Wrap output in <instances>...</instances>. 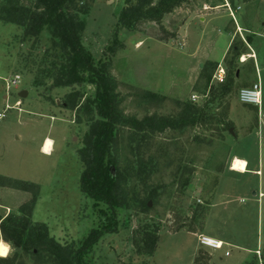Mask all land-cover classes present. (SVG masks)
<instances>
[{
    "label": "rangeland",
    "instance_id": "1",
    "mask_svg": "<svg viewBox=\"0 0 264 264\" xmlns=\"http://www.w3.org/2000/svg\"><path fill=\"white\" fill-rule=\"evenodd\" d=\"M125 1L74 0L76 8L87 11L80 14L85 23L82 42L96 62L106 65L118 111L138 120L153 115L179 120L190 105L196 108L195 121L162 132L118 126L112 157L126 174L123 187L130 207L118 210L115 231L91 246L90 264H205L198 261L200 232L226 239L221 249L211 251L210 262L262 264L264 206L256 207L255 186L259 176L248 175L251 189L216 185L215 206L203 199L202 211H195L196 200L214 183L216 168L236 142L230 127L238 138L251 141L252 162L260 153L264 184V135L255 132L256 108L237 99L240 88L258 80L264 110V0H182L159 20L137 21L130 30L116 23ZM20 2L30 5L31 0ZM234 20L249 29L234 28ZM249 40L257 53L255 63L247 56ZM54 53L45 29L26 36L21 26L0 21V110L10 106L0 120V215L9 213L6 206L24 215L22 224L31 236L27 248L15 247L6 240L9 228L0 229V256L13 264H65L35 241L40 228L65 251H73L91 229L104 225L98 206L79 189L78 149L88 123L97 118L94 108L88 113L81 105L93 99L94 86L75 85L78 105L63 106L71 87L52 86L47 71ZM218 65L221 80L215 77ZM15 73L20 82L6 89L4 80ZM20 91L26 92L22 98ZM44 136L54 144L47 154L39 149ZM232 168L245 171V161L233 159ZM12 179L22 182L15 186ZM223 198L229 200L226 207L218 203ZM153 231L156 245L148 253L143 237Z\"/></svg>",
    "mask_w": 264,
    "mask_h": 264
},
{
    "label": "trees",
    "instance_id": "2",
    "mask_svg": "<svg viewBox=\"0 0 264 264\" xmlns=\"http://www.w3.org/2000/svg\"><path fill=\"white\" fill-rule=\"evenodd\" d=\"M181 1L157 0L153 3V0H126L125 6L117 15V26L119 29L130 30L137 21H157L164 12L170 11ZM86 12V9L76 8L74 0H31L30 5H25L20 0H4L0 4L1 22L21 26L26 36H37L44 29L49 34L57 54L51 55L49 65L51 71H47V76L53 79L52 86L71 87V91L63 98L62 103L65 107L74 109L79 103V92L73 89L75 85L87 83L94 86L93 99H87L81 105L88 113L94 108L97 118L88 123L82 138V146L78 149L82 166L79 189L93 200L94 206H98L96 210L103 218L104 225L91 229L73 251H65V248L53 237L48 236L44 229L40 228L35 235V241L44 245V252L59 258L60 261L63 259L65 264H90L88 258L91 246L102 235L114 232L118 210L130 207L123 187L127 179L126 174L116 166L112 157L118 126H127L137 131L162 132L166 128L194 123L196 112V108L186 106V114L179 120L154 115L138 120L122 115L117 108V93L106 65L96 62L82 42L85 23L80 14ZM114 36L113 42L116 44V32ZM12 180L15 186L16 182H22ZM23 221L24 215L17 213L9 212L4 217L0 215V229L4 231L8 227L9 234L6 240L15 247L27 248L31 236L26 231L24 223L22 224ZM144 235L146 252L152 253L157 234L153 231ZM0 260L13 264L7 257Z\"/></svg>",
    "mask_w": 264,
    "mask_h": 264
},
{
    "label": "crops",
    "instance_id": "3",
    "mask_svg": "<svg viewBox=\"0 0 264 264\" xmlns=\"http://www.w3.org/2000/svg\"><path fill=\"white\" fill-rule=\"evenodd\" d=\"M223 1H225V2H227L228 3V1L227 0H223ZM233 15V14H232ZM230 16V15H229ZM234 18V17H233ZM199 20L200 21H204L205 20V17H199ZM233 23H234V28H238V29H240V28H242L243 30L244 29H249V28H247V26H244V27H242L239 23H237L236 22V20H234L233 21ZM246 24V23H245ZM234 31H235V29L233 30V33H232V35H231V37L233 36V34H234ZM259 37V36H258ZM250 41L251 40H249V43H248V45H249V49L251 50V53L250 54H248L247 56H249L248 58H253V60H254V63H255V59L256 60H258V57H257V53H255V51H253L252 49H251V44H250ZM245 60H247L246 59V56H245ZM258 62V61H257ZM255 65V64H254ZM254 82V81H253ZM252 82V83H253ZM249 85H251V84H249ZM62 105L63 106H65L64 105V103H62ZM262 105H263V101H262ZM234 137H233V139L236 141V142H234L233 144H231L230 146H229V151H228V153L226 152V155L225 156H223V158H222V161H221V163H220V165L218 166V168H216V170H215V174H217V173H219L218 175H215L214 176V178H215V181H214V183L212 184V185H210V187L209 188H205L204 189V191L202 192V196H201V200H200V202L202 201L203 202V199H205L204 200V202H206V205L207 206H215V204L216 203H213L214 202V200H213V198H214V193L216 192V185H223V187H224V189L226 188H228V189H231V186L233 185V186H235L236 187V189L237 190H244V189H251L252 187H254V185H252V183H251V179L249 178V174H255L256 176H259L258 177V180H257V185H255L256 187H257V189H258V196H257V198H256V207H258V208H263V206L264 205H262V206H260V198L261 197H263L264 196V184H263V181H262V179H261V171H260V166H261V156H260V153H259V155H258V158H257V161H256V163H254V162H252L251 160H250V154H251V147H250V144H251V141L249 142V141H247L246 139H245V137H242V138H238V134L235 132L234 133V135H233ZM46 138H49V139H51L50 137H48V136H44L43 138H42V142L40 143V151H41V148H42V146H43V144H44V142H45V139ZM52 140V139H51ZM223 141H225V139H224V137H223ZM52 142H53V140H52ZM53 143H52V147H53ZM52 147H51V149H52ZM42 152V151H41ZM42 153H44V152H42ZM45 154H47V153H45ZM235 158H240V159H242L243 161H245V168H244V170L245 171H241V170H233L232 168H231V163L233 162V159H235ZM216 171H219V172H216ZM233 182H235V185L233 184ZM216 188V189H215ZM214 192V193H213ZM251 194H252V196H255L256 195V192H255V190H253L252 192H251ZM228 198V197H227ZM254 202V201H253ZM218 203H220V204H222V205H224L225 207L228 205V203H229V200L228 199H225V198H223L220 202H218ZM196 204H198V207H197V210L195 211V213L197 214V213H199V211L201 212L202 211V208H200L199 206V204L200 203H196ZM1 207H3L2 206V204H0V208ZM6 209L10 212V210H9V207H7L6 206ZM8 213H6V214H3L2 216L4 217V216H6ZM198 234H204V235H206L205 233H203V232H200V233H198ZM198 234H196V237H197V235ZM211 237H213V236H211ZM213 238H216V239H218V240H220V241H222L223 243H224V245L227 243V242H225L226 241V239L225 238H223V237H220V236H214ZM223 245V246H224ZM211 251H215V249H209V248H206V247H202V246H197V252H198V255H199V257H200V260H198L199 262L201 261V262H204L205 264H214L213 262H210L209 260H207V259H209L210 257H211ZM225 253V252H224ZM0 258L2 259V258H6V256H4V257H1L0 256ZM197 258V257H196ZM198 261H196V262H198ZM3 261L2 260H0V263H2Z\"/></svg>",
    "mask_w": 264,
    "mask_h": 264
},
{
    "label": "built area",
    "instance_id": "4",
    "mask_svg": "<svg viewBox=\"0 0 264 264\" xmlns=\"http://www.w3.org/2000/svg\"><path fill=\"white\" fill-rule=\"evenodd\" d=\"M222 74H223V68L218 65L217 72L215 74L216 79L221 80ZM19 82H20V75L18 73H15L9 79L4 80L5 88L9 89L11 86L16 87ZM261 95H262L261 85L258 80L254 81L249 86L240 88L237 92V99L239 102L243 104H250L256 108L255 132L258 136L264 135V110L262 109ZM195 98L196 96L192 95L191 99L195 100ZM19 105L20 102L15 101L14 107L17 110H20ZM9 108L10 106L6 104L4 108L0 110V120L4 118V113ZM196 202L201 203L199 199H197ZM197 242L200 246L209 249H221L224 245L222 241L204 234L197 235ZM225 254H227V251H225Z\"/></svg>",
    "mask_w": 264,
    "mask_h": 264
},
{
    "label": "bare ground",
    "instance_id": "5",
    "mask_svg": "<svg viewBox=\"0 0 264 264\" xmlns=\"http://www.w3.org/2000/svg\"><path fill=\"white\" fill-rule=\"evenodd\" d=\"M243 60H245V57H242ZM52 140L49 139V138H46L45 139V142L41 148V151L44 152V153H49L51 151V147H52ZM231 168H232V164H231ZM233 169V168H232ZM235 170V169H233ZM237 170V169H236Z\"/></svg>",
    "mask_w": 264,
    "mask_h": 264
},
{
    "label": "water",
    "instance_id": "6",
    "mask_svg": "<svg viewBox=\"0 0 264 264\" xmlns=\"http://www.w3.org/2000/svg\"><path fill=\"white\" fill-rule=\"evenodd\" d=\"M26 95V92L25 91H20L19 93H18V96L19 97H24ZM230 133H232V135H234V131H233V128H229V130H228Z\"/></svg>",
    "mask_w": 264,
    "mask_h": 264
}]
</instances>
